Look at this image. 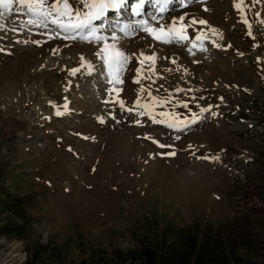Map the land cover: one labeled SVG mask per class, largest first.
<instances>
[{
	"label": "rangeland",
	"instance_id": "rangeland-1",
	"mask_svg": "<svg viewBox=\"0 0 264 264\" xmlns=\"http://www.w3.org/2000/svg\"><path fill=\"white\" fill-rule=\"evenodd\" d=\"M136 3L92 22L104 40L0 7V190L32 194L34 219L0 234V264L40 244L34 264H102L166 228L220 234L223 264H264V204L241 192L264 151V0ZM116 52L129 59L110 75L97 53Z\"/></svg>",
	"mask_w": 264,
	"mask_h": 264
},
{
	"label": "trees",
	"instance_id": "trees-1",
	"mask_svg": "<svg viewBox=\"0 0 264 264\" xmlns=\"http://www.w3.org/2000/svg\"><path fill=\"white\" fill-rule=\"evenodd\" d=\"M247 166L249 170L244 173L242 195L245 198L254 197L264 204V151L258 152ZM32 204L30 193L12 192L6 188L0 190V214L8 213L14 217L0 224V234L18 238L28 236L34 219L27 208ZM201 231L166 228L155 246L143 244L135 250H116L112 258L102 264H223L232 250L231 243L227 248L220 234L211 235L206 228ZM46 247L40 244L32 254L28 252L24 264H34Z\"/></svg>",
	"mask_w": 264,
	"mask_h": 264
},
{
	"label": "snow or ice",
	"instance_id": "snow-or-ice-1",
	"mask_svg": "<svg viewBox=\"0 0 264 264\" xmlns=\"http://www.w3.org/2000/svg\"><path fill=\"white\" fill-rule=\"evenodd\" d=\"M13 0H0V7H3L6 11L10 10V5L12 4ZM16 2L20 5V8H26L27 12L30 14L31 19L28 21L29 24H33L37 27L40 26H47L48 21L52 24H56L58 27L67 31L72 30H80V29H89V34L93 36L96 40H104L105 37L99 36L96 34L95 28L93 26V21L100 19L102 16L105 15L107 10L109 9H119L123 5L126 4L127 0H80L82 8L87 9L86 12L81 13L80 9L72 10L68 0H63V4L61 6V0H56L55 3L45 7V0H16ZM170 0H157L158 4H168ZM145 4V0H137V3L132 6V12L135 14H139L141 9ZM163 10V9H161ZM73 15L75 19L73 20ZM63 17H67V21L63 19ZM181 21L184 20V17H179ZM192 24L199 23L201 25L205 24L204 20L196 21L193 19L191 21ZM2 27V25H0ZM148 30L147 28L145 29ZM155 31L154 29L152 30ZM159 38V37H157ZM181 39L184 37L181 35ZM113 39L115 37L113 36ZM34 43H38V41H34ZM108 45L105 44V48L102 49V52L107 50ZM97 55L101 56V59L108 64L109 74H113L114 72L118 75L119 71L121 70V66L126 64L128 61V56H126L122 52H116L109 57H105L101 53H97ZM148 59H153L152 57H148ZM113 81H109L112 83ZM118 82V81H117ZM139 104V102H137ZM120 107L123 108V102H120ZM140 108H146L147 105H139ZM183 107L187 108L188 105L184 104ZM131 111V109H128ZM203 111V110H202ZM59 114V113H57ZM195 114L193 115L191 123H195ZM100 122L103 123V118H100ZM160 123H165V120H160ZM188 121H177L176 123H169V127H180L181 124L183 126H187ZM155 142V141H154ZM160 148H167L170 147L169 145L159 144ZM175 152H166L162 153V155L166 156H175Z\"/></svg>",
	"mask_w": 264,
	"mask_h": 264
},
{
	"label": "water",
	"instance_id": "water-1",
	"mask_svg": "<svg viewBox=\"0 0 264 264\" xmlns=\"http://www.w3.org/2000/svg\"><path fill=\"white\" fill-rule=\"evenodd\" d=\"M62 4H63V2H62ZM62 6V5H61Z\"/></svg>",
	"mask_w": 264,
	"mask_h": 264
}]
</instances>
